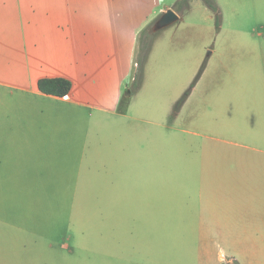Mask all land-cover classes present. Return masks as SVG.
<instances>
[{
  "label": "crops",
  "instance_id": "0c3cea01",
  "mask_svg": "<svg viewBox=\"0 0 264 264\" xmlns=\"http://www.w3.org/2000/svg\"><path fill=\"white\" fill-rule=\"evenodd\" d=\"M176 1L0 0V264H31L32 237H42L49 204H121L133 190L143 200L153 183H129L128 173L159 167L128 164L129 124L136 132L143 124L164 127L152 111L160 106L168 112L187 87L205 54V31L215 24L213 13L194 0L190 13L155 40L143 85L125 108L139 33ZM217 2L223 46L211 53L204 77L218 81L217 104L236 108L263 136L264 6ZM240 51L247 53L248 68L232 64ZM217 57L221 64L213 70ZM42 79L68 80L71 91L65 97L43 94ZM49 188L63 190L71 202L49 200ZM197 188L215 192L211 205L222 221V185ZM233 205L243 217L232 221L247 236L240 252H259L260 259L253 255L247 264H264V200ZM219 228L222 235V222Z\"/></svg>",
  "mask_w": 264,
  "mask_h": 264
},
{
  "label": "rangeland",
  "instance_id": "374dc122",
  "mask_svg": "<svg viewBox=\"0 0 264 264\" xmlns=\"http://www.w3.org/2000/svg\"><path fill=\"white\" fill-rule=\"evenodd\" d=\"M252 2L256 8L264 6V0ZM223 22L219 29L216 24L206 29L207 47L201 64L168 112L164 107H154L152 117L164 123V127L143 124L136 132L129 124L128 164L159 167L128 173L129 183L130 180L153 183L144 189L143 200L133 190L121 204H49L42 237H32L31 264H233L230 258L247 264L253 255L260 259L259 252H240L247 236L238 230V222L232 218L240 220L243 212L232 208L235 202L264 200V153L260 152L264 148V135L254 129L255 122H249L230 104H217L218 81L204 77L213 58L211 53L214 50L220 53L222 49ZM246 54L238 52V61L233 66L248 68ZM205 62L206 67L188 99L173 115L176 102L190 88ZM220 64L221 57L214 59L213 70ZM229 67L232 68L231 64ZM135 70L134 59V70L123 93L129 103L123 104L125 108L139 93L126 96ZM215 183L222 185L221 196L225 201L222 221L216 218L215 205H211L215 192L197 188ZM48 191L49 200L71 202V196L61 189ZM220 257L223 263L219 262Z\"/></svg>",
  "mask_w": 264,
  "mask_h": 264
},
{
  "label": "trees",
  "instance_id": "16d2710c",
  "mask_svg": "<svg viewBox=\"0 0 264 264\" xmlns=\"http://www.w3.org/2000/svg\"><path fill=\"white\" fill-rule=\"evenodd\" d=\"M193 1L194 0H177L174 3L172 10L179 16L178 22L183 20L189 14V12L192 9L191 4ZM201 1L205 5V7H207L213 13L215 17L216 27L218 29L221 28L223 22V12L217 0H201ZM151 26L152 24L139 33L137 51L135 56L136 70L132 75V85L126 96L131 97L132 95H135L143 85L146 64L149 55L151 53V50L153 48V44L160 34V32L159 33L152 32ZM206 64L207 62L203 64L201 70L197 74L190 88L176 102V105L173 110V115H176L180 111L181 107L188 99L191 91L195 87L197 81L200 79L206 67ZM39 89L43 94L46 95L55 96V97H65L71 91V83L65 79H42L39 81ZM228 260L229 261L231 260L233 264H239L233 258Z\"/></svg>",
  "mask_w": 264,
  "mask_h": 264
},
{
  "label": "water",
  "instance_id": "95a60500",
  "mask_svg": "<svg viewBox=\"0 0 264 264\" xmlns=\"http://www.w3.org/2000/svg\"><path fill=\"white\" fill-rule=\"evenodd\" d=\"M178 20L179 16L172 9H169L154 22L151 30L154 33H159L176 24Z\"/></svg>",
  "mask_w": 264,
  "mask_h": 264
}]
</instances>
